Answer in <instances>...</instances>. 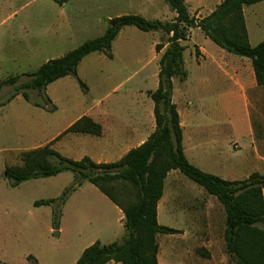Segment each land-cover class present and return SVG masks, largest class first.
Listing matches in <instances>:
<instances>
[{
    "label": "rangeland",
    "instance_id": "obj_1",
    "mask_svg": "<svg viewBox=\"0 0 264 264\" xmlns=\"http://www.w3.org/2000/svg\"><path fill=\"white\" fill-rule=\"evenodd\" d=\"M141 2L66 0L60 4L55 0H0V81L15 75H21L19 83L27 80L29 77L23 74L34 72L49 59L60 57L86 40L102 35L111 17L138 13L148 19H168L171 9L165 0H157V12L142 7ZM209 9V6H202L194 12L204 15ZM156 40L165 44L168 37L164 33L159 35L158 31L126 26L113 41L112 57L99 51L87 55L79 64L77 75L59 78L41 92L30 90L29 100L22 93L9 99L14 86L2 87L0 264H30L29 255L36 258L37 264H71L96 241V237H101L104 243L122 240L125 228L118 221L116 205L91 182L84 181L61 202L64 191L75 180L72 171L12 186L5 169L8 165L21 164L25 151L48 143L101 100L105 108H112L126 118L128 113L125 110L135 107L137 94L146 95L149 90L157 89ZM207 40L206 48L213 56L220 47L211 39ZM193 42H197V38L193 37ZM199 54L190 43L184 53L189 76L183 86L175 80L176 100L181 92H186L187 85L194 86L208 71L206 65L202 67L197 63L196 59L201 57ZM79 78L87 85V90ZM191 92V96H181V101L194 108L200 96L194 90ZM189 101L193 104L190 105ZM221 115L225 137H222L219 157L231 169L228 176L225 172L223 175L226 178L246 176L258 165V162L245 160L247 154L253 153L254 147L249 145L246 133L243 136L228 134L230 114L223 110ZM107 128L105 136L66 133L55 141L53 147L75 160L89 155L95 160L116 161L131 137L116 132L113 124H107ZM234 141H238L239 149L234 147ZM233 163L237 164L236 168ZM206 168L214 174L221 173L213 165H206ZM178 174L171 175L165 187L160 200L159 222L170 227H183L182 231L197 233L201 238L184 242L174 239L177 250L171 253L167 240L173 235L159 234L160 263L237 264L226 252L225 217L223 219L218 200L180 171ZM174 181L186 192L187 199L180 210L168 211ZM51 198L56 199L53 204L35 205L37 200ZM208 210L211 217H208ZM56 214H61L58 229L53 225ZM260 226L264 228V224ZM207 234L210 236L205 239Z\"/></svg>",
    "mask_w": 264,
    "mask_h": 264
},
{
    "label": "trees",
    "instance_id": "obj_2",
    "mask_svg": "<svg viewBox=\"0 0 264 264\" xmlns=\"http://www.w3.org/2000/svg\"><path fill=\"white\" fill-rule=\"evenodd\" d=\"M63 4L66 0H55ZM176 12L172 21L148 19L140 14L127 13L112 17L105 32L83 42L64 55L49 59L36 71L0 81L14 86L29 100L30 90L41 92L53 81L70 74L77 75L78 66L89 54L99 51L112 57L111 49L122 28L135 26L142 31H161L169 35L168 47L159 60V84L148 94L154 101L156 129L141 145L129 150L112 162H96L89 156L75 160L62 155L52 147L53 141L22 155V163L6 166V178L12 186L34 178L49 177L63 171L74 173L75 180L60 198L64 202L69 193L84 181L94 184L123 212L125 234L121 241H96L86 247L76 264H161L158 258V235L180 230L163 225L158 219V205L164 195L165 180L171 170L181 173L217 197L225 211L224 240L228 256L237 264H264V173L255 171L247 178L224 179L207 172L186 156L183 130L177 104L173 101V78L184 80L188 72L184 66V52L191 28H200L204 34L224 50L252 60L256 80L264 85V40L257 45L249 41L243 7L263 0H222L207 16L199 19L191 15L185 0H165ZM163 44L156 45L159 51ZM83 88L87 85L79 78ZM103 127L92 117L83 115L66 130L75 133L101 135ZM56 199L35 201L36 206L50 205ZM60 215L53 225L60 227ZM30 264H37L29 255Z\"/></svg>",
    "mask_w": 264,
    "mask_h": 264
},
{
    "label": "crops",
    "instance_id": "obj_3",
    "mask_svg": "<svg viewBox=\"0 0 264 264\" xmlns=\"http://www.w3.org/2000/svg\"><path fill=\"white\" fill-rule=\"evenodd\" d=\"M185 1L187 3L191 15L199 19L207 16L217 7V5H219L222 2V0H207L208 2L206 3L204 2L205 3L204 4L201 0H185ZM141 6L146 8L147 10H151L155 12L159 10V5L157 0H142ZM202 6H209L210 8L209 11L204 15H201L199 12L195 14L194 10H197ZM164 8L166 10L168 9L166 7ZM243 10H244L249 41L251 45L255 46L259 42L264 40V0L253 4H245ZM169 11L170 12L167 15L168 19L162 21L174 20V18L176 17V12L173 11L172 9ZM134 14H138V13H134ZM111 18H109V20ZM109 20H108V25H109ZM158 32L159 35H163L164 33L161 31ZM166 35L169 38V35L168 34ZM193 37L197 38V42H193ZM207 39L210 38H208L200 28H191L188 39L183 41V43L187 45V48L189 47L190 43H193L194 49H196L198 53L200 52L199 55L201 56L200 59H196L197 63L202 67H205L206 65L208 71L205 72L202 77H200L197 84L189 87L187 85L186 92H184V94L181 92L178 100L174 98L176 92L175 80L179 82L180 85L182 86L185 85L187 83L189 72L187 71L188 76L184 80H180L177 77L173 78V83H174L173 101L177 104L178 111L180 114V121L183 130L184 152L187 158L192 163H194L195 165H197L198 167H200L201 169L207 172L212 173L210 169L206 168V165L207 166L213 165L214 167L219 169L221 171V173H219V176H221L224 179H228V180L244 179L255 171L264 173V169H263L264 168V85L258 84L256 80L252 60L250 58L240 56L234 53H230L221 47L216 48L215 54L212 56L206 48V46H208ZM159 43L162 44V42L159 40H156L154 42L155 49H156V45ZM168 45L169 43L167 41V43L163 44V46L159 51L156 49L154 59L158 61V64L161 56L167 49ZM184 66H185V58H184ZM159 70L160 68L156 70L155 76H158ZM193 90L198 94V96H200V99H198V105H196L194 108L189 106V103H185L184 101H181V96H185V95L191 96L192 95L191 91ZM135 99L137 100L135 107L132 109L127 108L125 110L128 113V116L126 118L125 117L122 118L120 116L122 113L120 112L116 113L115 110L112 108H105L102 105L103 100L91 106L86 111V113L83 114L92 117L96 122H99L102 125L103 127L102 134L97 136H103V135L105 136L106 131L108 130L107 124H110V126L111 124H113V128L116 132L118 133L121 132V134H125L131 137L128 140L127 145H125L123 151H121L119 155L120 158L123 157L132 148H135L141 145L142 143H144L151 135V133L154 132V130L156 129V121L154 115L155 104L153 100L150 101V99L152 98L149 96V94L143 95L140 93L135 96ZM189 102L190 105L193 104L192 101ZM223 110H227L228 113L230 114V116L228 117L229 120L227 121L230 127L228 134L230 133L231 135L241 134L243 136V133H246L249 145L254 147V150H252L253 153L247 154L245 160L249 162L250 159L252 160V162H258V165H255L253 169L254 171L243 177L226 178L223 175L225 172V174H227L225 176H228V172L229 170H231L229 169L226 162L222 161L221 158L219 157V155L221 154L220 148L222 143V137L224 136L221 128V126L224 124V122H222V115H221ZM68 127H66L63 130V132L59 133L55 138L48 141V143L53 141L52 144L53 147L55 141H57L62 135L66 134L65 130ZM82 134H90V133H82ZM234 147L236 149L240 148L238 141H234ZM89 157H91L96 162H112V161H104L102 158L95 160L94 157L92 156ZM233 167L236 168L237 164L233 163ZM174 173H177V175H179L178 174L179 170H171L168 173L165 180V187L168 183L169 178ZM263 194H264V189H263ZM209 195L211 196V194ZM214 197L217 199L216 196ZM186 199H187L186 192H184L178 186L176 181H174L173 193L171 194V197L168 199V206H167L168 211L169 210L173 211V209L180 210L181 206H184ZM219 205L223 209V219H224L225 217L224 207L220 202ZM159 206H160V202L158 205V219H159ZM116 207H117L118 221L120 224L124 226V218H125L124 212L117 205ZM183 211L185 212V210ZM207 212L209 213L208 217H211L210 210H208ZM172 227L179 229L180 231L178 233H173L172 234L173 237L170 238L171 240H167L168 246L171 249V253L177 250V246L175 245L174 239L181 240L182 242H184L187 240L188 241L198 240L201 238L198 236L197 233L182 231L183 227H176V226H172ZM209 236L210 234H207L205 239H207ZM95 240L104 243L101 240V237H96ZM83 251L74 258L71 264L77 263V260L80 258ZM108 264H120V263L115 261H110Z\"/></svg>",
    "mask_w": 264,
    "mask_h": 264
}]
</instances>
